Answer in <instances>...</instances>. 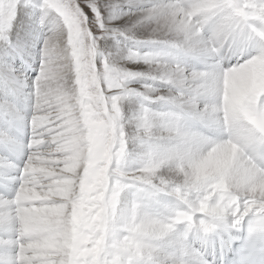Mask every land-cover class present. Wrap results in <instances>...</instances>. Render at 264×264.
<instances>
[{
  "label": "snow or ice",
  "instance_id": "1",
  "mask_svg": "<svg viewBox=\"0 0 264 264\" xmlns=\"http://www.w3.org/2000/svg\"><path fill=\"white\" fill-rule=\"evenodd\" d=\"M0 264H264V0H0Z\"/></svg>",
  "mask_w": 264,
  "mask_h": 264
}]
</instances>
